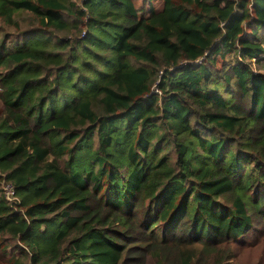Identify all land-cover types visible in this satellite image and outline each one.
Masks as SVG:
<instances>
[{"label":"trees","instance_id":"1","mask_svg":"<svg viewBox=\"0 0 264 264\" xmlns=\"http://www.w3.org/2000/svg\"><path fill=\"white\" fill-rule=\"evenodd\" d=\"M2 178L16 264H264V0H0Z\"/></svg>","mask_w":264,"mask_h":264},{"label":"rangeland","instance_id":"2","mask_svg":"<svg viewBox=\"0 0 264 264\" xmlns=\"http://www.w3.org/2000/svg\"><path fill=\"white\" fill-rule=\"evenodd\" d=\"M5 244H6L5 237L0 235V252H1V248L4 249V252H5V254H1L2 258H1L0 264H16V262L14 260L6 259V258L10 257L11 254H14V256L16 258V261H18L19 259L22 258V252L17 251L19 248L15 247L16 245H12L10 247H6ZM259 254H260V257H263V262H264V251L263 252L262 251L261 252H255L254 251V253H253V251H251V252L246 251L243 254L242 259H248V258L254 259V257L255 258L258 257ZM27 262H29L28 259H27Z\"/></svg>","mask_w":264,"mask_h":264},{"label":"built area","instance_id":"3","mask_svg":"<svg viewBox=\"0 0 264 264\" xmlns=\"http://www.w3.org/2000/svg\"><path fill=\"white\" fill-rule=\"evenodd\" d=\"M0 184L4 196L10 205L15 209H22V207H20V199L16 193L13 183L8 181L6 178H2Z\"/></svg>","mask_w":264,"mask_h":264}]
</instances>
